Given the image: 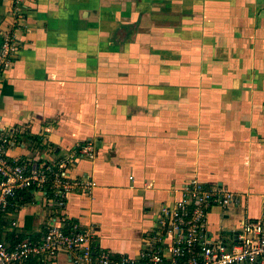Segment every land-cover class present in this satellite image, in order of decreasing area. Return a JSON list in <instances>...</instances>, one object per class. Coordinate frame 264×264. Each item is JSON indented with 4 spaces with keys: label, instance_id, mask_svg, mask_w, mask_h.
<instances>
[{
    "label": "crops",
    "instance_id": "0c3cea01",
    "mask_svg": "<svg viewBox=\"0 0 264 264\" xmlns=\"http://www.w3.org/2000/svg\"><path fill=\"white\" fill-rule=\"evenodd\" d=\"M12 7L0 0V52ZM24 11L0 73L10 154L55 166L92 141L95 158L69 171L95 186L19 191L0 241L76 225L97 250L138 258L160 246V209L193 178L241 201L209 209L211 240L264 215V0H25ZM29 264L75 263L61 250Z\"/></svg>",
    "mask_w": 264,
    "mask_h": 264
},
{
    "label": "built area",
    "instance_id": "2783aa9c",
    "mask_svg": "<svg viewBox=\"0 0 264 264\" xmlns=\"http://www.w3.org/2000/svg\"><path fill=\"white\" fill-rule=\"evenodd\" d=\"M12 3L14 21L2 33L0 73L15 60L19 50L16 29L23 25L25 17V0H12ZM12 146L11 133L0 127V215L9 209L19 191H50L56 198H64L75 189L86 192L95 186L93 180L72 177L69 171L77 158H95L92 141L74 149L55 166L27 157H13ZM177 192L179 198L160 209L158 225L162 232L155 235L160 246L145 249L138 258L116 257L107 250H97L89 229L76 225L67 229L53 224L37 241L23 240L15 245L0 241V264H29L35 257H55L61 250L73 254L75 264H264V215L246 218L229 241H213L209 238V209L217 206L227 210L238 206L239 196L198 178L183 183ZM58 204L61 206L63 202ZM166 243L169 254L165 253Z\"/></svg>",
    "mask_w": 264,
    "mask_h": 264
},
{
    "label": "trees",
    "instance_id": "16d2710c",
    "mask_svg": "<svg viewBox=\"0 0 264 264\" xmlns=\"http://www.w3.org/2000/svg\"><path fill=\"white\" fill-rule=\"evenodd\" d=\"M68 228H70V226Z\"/></svg>",
    "mask_w": 264,
    "mask_h": 264
}]
</instances>
